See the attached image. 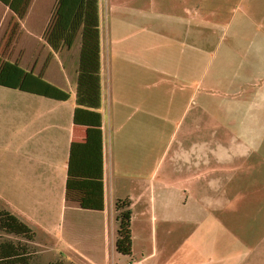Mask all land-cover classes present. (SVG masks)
I'll return each instance as SVG.
<instances>
[{"label":"crops","instance_id":"obj_1","mask_svg":"<svg viewBox=\"0 0 264 264\" xmlns=\"http://www.w3.org/2000/svg\"><path fill=\"white\" fill-rule=\"evenodd\" d=\"M170 3L99 0L104 209L86 211L66 198L74 144L81 145L72 157L77 180L84 175L94 181L101 170L97 137L84 147L88 127L74 120L81 37L70 49L49 46L45 32L56 0H32L22 20L0 2V211L34 233L33 240L0 235V264H264V37L246 56L250 63H234L236 48L220 63H198L197 54L187 63H160L125 45L135 21L148 20L149 8L167 17ZM237 31L245 37L246 24ZM164 32L152 31L149 38L156 43L164 37L160 47L167 52ZM12 65L41 76L70 99L2 86ZM140 133L149 143L174 149L167 175L151 178V208L155 213L157 193L160 219L148 222L146 205L139 207L126 257L116 249V204L127 200L133 211L144 189L138 187L136 203L120 189L112 158L119 143L137 142ZM99 226L98 252L93 228ZM77 228L84 234L74 235Z\"/></svg>","mask_w":264,"mask_h":264},{"label":"rangeland","instance_id":"obj_2","mask_svg":"<svg viewBox=\"0 0 264 264\" xmlns=\"http://www.w3.org/2000/svg\"><path fill=\"white\" fill-rule=\"evenodd\" d=\"M167 2H171L170 7L169 4L167 5V8L169 7L167 17L164 14H153L149 8L148 20L135 21L136 27L126 33L125 38L123 37L126 46L132 47L133 44L140 55L143 57L146 55L147 59H152L154 56L160 63L166 59L167 63H187L194 54L199 55L198 63H220L226 59L231 48L240 51V54L239 52L234 54V63L254 61L246 56L250 55V50L258 36L264 37V0H167ZM184 8L192 12L187 14ZM107 23L110 26V19ZM243 23L246 24L245 37L238 35L237 31ZM165 29H167V52L160 47L164 43V37L156 43L149 38L152 31L166 36ZM144 48L148 49L145 53ZM241 55L245 57L240 61ZM195 107L194 104L193 109ZM4 109L5 98L0 91V162L5 156ZM166 144L159 145L156 141L149 143L144 134L140 133L137 142L125 140L116 146L112 168L117 186L133 194L135 203L139 200L137 194L144 189L142 201L138 202V206L133 211L130 209L132 218L140 214L139 207L146 205L148 209L146 220L151 222L154 217L160 219L159 198L156 193L154 213L151 208L153 201L150 198V188L153 175H157V179L167 175L174 148L170 150ZM138 187L141 189L139 190ZM174 214L171 213L172 216ZM64 231L65 236L68 229L65 228ZM75 232L73 234L76 236L84 234L83 229L80 228L75 229ZM0 235L5 234L0 232ZM93 235L97 238L93 246L99 252L101 226L93 228Z\"/></svg>","mask_w":264,"mask_h":264},{"label":"trees","instance_id":"obj_3","mask_svg":"<svg viewBox=\"0 0 264 264\" xmlns=\"http://www.w3.org/2000/svg\"><path fill=\"white\" fill-rule=\"evenodd\" d=\"M32 0H0L2 4L22 20L30 7ZM57 9L53 19L45 32V39L49 46L58 51L60 48H71L77 37H81L79 55V76L76 94L75 123L88 127V140L84 147H88L91 138L98 139L101 170L94 181L91 177L77 180L80 177L74 169L72 157L77 146L71 149L69 179L66 198L68 202L77 203L79 208L86 211H103V166H102V115H101V77H100V30H99V0H56ZM7 88H18L38 96L58 101H68L70 93L63 91L32 73H24L18 65H12L1 81ZM117 252L123 256H131L132 213L130 202L118 201L116 204ZM0 232L33 240V231L18 218L8 212H0Z\"/></svg>","mask_w":264,"mask_h":264},{"label":"built area","instance_id":"obj_4","mask_svg":"<svg viewBox=\"0 0 264 264\" xmlns=\"http://www.w3.org/2000/svg\"><path fill=\"white\" fill-rule=\"evenodd\" d=\"M129 264H136V263H129Z\"/></svg>","mask_w":264,"mask_h":264}]
</instances>
